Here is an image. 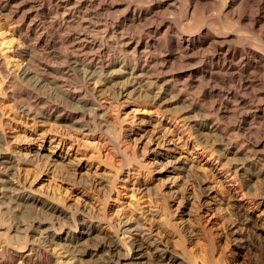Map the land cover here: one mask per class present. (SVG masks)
Instances as JSON below:
<instances>
[{"label": "bare ground", "instance_id": "obj_1", "mask_svg": "<svg viewBox=\"0 0 264 264\" xmlns=\"http://www.w3.org/2000/svg\"><path fill=\"white\" fill-rule=\"evenodd\" d=\"M0 25L15 37V58L0 53V264H55L52 246L70 264H264L262 228L169 153L166 142L179 143L168 129L156 124L162 134L149 136L148 112L133 121L112 113L121 101L177 116L224 160L249 201L264 205V0H0ZM26 120L102 137L119 160L110 181L152 194L179 248L145 220L108 213L114 183L87 178L97 172L90 163L31 140L20 127ZM28 138L32 150L19 145ZM29 165L35 177L92 193L100 208L34 192ZM205 214L221 221L215 234L205 232ZM184 215L202 233L198 259L176 221ZM251 243L260 254L250 255Z\"/></svg>", "mask_w": 264, "mask_h": 264}, {"label": "rangeland", "instance_id": "obj_2", "mask_svg": "<svg viewBox=\"0 0 264 264\" xmlns=\"http://www.w3.org/2000/svg\"><path fill=\"white\" fill-rule=\"evenodd\" d=\"M14 39L15 37L12 31L11 25L6 26V27H2V25H0V53L7 60H12L15 58L14 54L9 48V43L10 42L14 43L13 42ZM206 86L208 87L206 83H203L202 88H205ZM222 87L223 89H226V87L228 86L226 87L222 86ZM199 90L200 89L195 90V93L193 92V95L195 96L196 94L198 95ZM103 103L105 105H110L111 108L114 106V104L110 103L109 101H104ZM141 104L140 103L126 104V103H121L120 101L119 106L121 107L118 108L114 106L112 111H115V109L116 111L119 110V113L116 115L119 118L121 117L120 119L123 118L129 121L131 119H132L131 121L136 120L137 116L139 115H147L149 113L148 114L149 117L151 118L154 117L153 119L154 122L151 125H148L146 127L147 128L146 130H148V132L150 131L149 134L151 135L149 136L157 137L162 134L160 131H158L157 128H155L156 126L154 125L156 124L157 125L161 124L162 126H164V128L168 129L169 132H171L169 133L170 136L172 137L174 136L173 139L179 143V144L177 143L179 145L177 146L175 144H172L171 142L169 143L166 142L165 145L168 148L169 153L172 155H176L177 157L180 156V159L182 157V161L185 160L184 161L185 163H188V164L192 163L193 168L194 169L196 168L195 171H197L198 174L202 176V178L204 179L205 181L204 187L209 186L211 188V191H210L211 194H216L217 192L219 196L221 195V198L223 197V199H226L232 203H235L237 210H239L240 212L242 211V213H245L248 216H250L253 222L255 220L256 223L255 222L254 223L258 227L262 228V231L264 232V228H263L264 226V205L263 204L258 205V204H255L253 201H249V199L245 196L244 192L242 191V188L240 187L239 183L237 182V179L234 177V174L232 173V171L228 168L227 169L225 168L226 165L224 164V160H222L221 158H217L218 156L217 154H215L216 152L211 147H207L202 144L199 145V143L196 142L195 138L193 137L192 132H190L191 131L190 128L187 127L184 123H181V121H179V118H177V116L174 117L173 115H168L167 113L159 111L156 107L152 105L150 106L147 103H141ZM116 111L112 113H117ZM132 116H134L135 118L134 117L132 118ZM20 127H21V131L25 130L26 134L31 135L29 136V138L33 140L34 142H41L43 144L49 142L52 144L51 145L52 147L55 146V148L57 149L61 147L65 149L69 154L75 155L78 159L81 160V162L90 163L91 167L96 168L97 172H96V175H91V176H88L87 178L91 180L93 179L99 180L102 182H108L109 180V182H111L112 184L114 183L115 185L114 189H116L114 191L118 193V196H117V193L113 192V194H111L110 201L105 202L107 206L106 208L108 209V213H110L113 217L118 216L120 218H123V217H127L131 215L132 217L145 220V224L154 225L153 228L159 227V230L163 232L162 234H164L163 236H167V237L169 236L168 238L171 239L172 243L174 242L175 246L177 245L176 247L179 248V245H178L179 239L176 238L177 234L173 232L172 230H169V229L167 230V228L160 226L162 225L161 224L162 217L160 216L157 210L158 208H156L157 205L153 203V198H152L153 195L151 193H150L151 194L150 196L149 193L145 191H139V192L131 191L130 188L128 187V183H126L124 179L123 181L119 180L120 178H118V180L113 179L110 181V178L112 179V178H115L116 176L115 173L117 172V167H119L118 165L119 160L113 155V150L110 148L109 145H107V143L105 142V140H103L102 137H100L99 135L93 134V133L92 134L88 133V132L79 133L75 137L73 134L71 133L69 134L68 132L66 135V132H64L63 129H61L60 127H58L57 125L53 123H48V122L33 124L29 120H26L23 123L21 122ZM43 130L47 132L44 135V138H41V132ZM60 134L64 135L62 141L61 140L59 141L60 137L58 135ZM29 138L27 141L19 144L22 149L28 148L32 150L36 147V144H31L29 146ZM14 141H15L14 138H12L10 141L12 145H16ZM26 167L29 169V175L27 177L29 180H33L32 184L35 186V188H32V190L37 193L41 192L39 195L42 196L43 195L42 193L51 192V193H54L56 197L62 200L66 205H69L70 203H73V202L80 204L81 202H83V200H86L89 202L88 204H90V206L96 209L100 208L101 206L100 202L94 199V195L92 193L85 192L86 190H83L82 188L78 186L65 183L59 178L55 179V182H52L50 181V175H46L45 173H42V172H39V176L35 177L36 175H34V172L38 171L35 165L33 166L29 165ZM135 168H133L132 173L133 171H135ZM119 170L120 168L118 169L116 177L120 176ZM89 172L93 173V169L91 170L89 169ZM133 174H131L130 172L129 177L131 179L137 178L136 175L135 174L133 175ZM152 174L153 175L157 174V171L154 170ZM131 175L135 177H132ZM203 175L206 179L203 177ZM191 181H192L191 177L189 178L185 177L182 180H180L182 184L184 183L185 186L186 185L188 186L187 187L188 189L190 188L192 189V187H190L192 186ZM222 188L225 192L222 190ZM220 190L223 192H221ZM226 192L230 196V198H227L229 196L226 194ZM188 219L190 220V222ZM176 221L178 222L179 225L182 226L184 224L183 226L187 227L186 235L191 237V239L193 238L191 240L193 241V243L192 242L187 243L186 246H188L189 248L186 247V249L187 250L190 249L189 251L198 259L199 256H202V254H204V250H205V247H203L205 243L203 239H201L202 233L201 231H199L200 227L197 228L198 227L197 224H196L197 227H194L196 226L195 223L192 221L191 218L185 215L182 218L178 217ZM204 222L206 223V224L204 223V225L206 226L205 232L207 231V232H212V233L217 232V229L219 227L218 225H220L221 223L220 220H217L215 217L209 214L204 215ZM190 223L192 225H190ZM187 224L189 227L187 226ZM214 225H216L217 227ZM193 231L196 234H194ZM194 237H197L198 239ZM176 240L178 241L177 243L175 242ZM251 244H253V246L250 245V250H251L250 253L252 252L253 253L250 255L253 257L254 255L256 256L260 254L259 249H261L262 247L261 248L259 247L261 245L259 244L256 245L254 243H251ZM202 247L204 248V250ZM50 250H51L50 252H52L51 254L52 255L54 254L53 258L56 262L55 264H70L71 263L72 259H69V257H67L66 254H64L63 251L59 249L58 247L52 246ZM64 261H66V263ZM15 264H26V262L22 260H17Z\"/></svg>", "mask_w": 264, "mask_h": 264}]
</instances>
